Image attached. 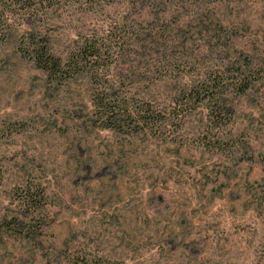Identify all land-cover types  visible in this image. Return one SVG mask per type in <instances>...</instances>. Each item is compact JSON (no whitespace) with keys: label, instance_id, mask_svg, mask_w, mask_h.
<instances>
[{"label":"rangeland","instance_id":"374dc122","mask_svg":"<svg viewBox=\"0 0 264 264\" xmlns=\"http://www.w3.org/2000/svg\"><path fill=\"white\" fill-rule=\"evenodd\" d=\"M24 11L0 38V264H264V84L234 79L264 49V2L219 5L220 41L172 20L152 51L164 13L135 1ZM33 36L64 60L86 39L100 56L50 78ZM205 78L229 90L222 112L187 91Z\"/></svg>","mask_w":264,"mask_h":264},{"label":"trees","instance_id":"16d2710c","mask_svg":"<svg viewBox=\"0 0 264 264\" xmlns=\"http://www.w3.org/2000/svg\"><path fill=\"white\" fill-rule=\"evenodd\" d=\"M43 0H0V38L6 34L7 30L10 28L11 14L21 7L24 9V13L36 10L37 6L41 4ZM128 2H138L142 8L143 12L150 13L154 11H162L164 15H159L155 19L158 25H164L166 28L162 30L161 34L158 36L157 32L148 33L143 39V46L147 50L152 51L156 46L168 45V41L171 40V35L169 31L170 21L173 20V26L175 28L190 27L193 29H200L203 33H206V38L208 41L210 39L220 41L225 38L223 33H220L221 28L224 25V21L217 13L216 9L219 5L233 4V3H257L264 2V0H124ZM173 12H176L172 16ZM183 13V14H182ZM170 16V17H169ZM214 30H217L216 34H213ZM169 32V33H168ZM204 34V33H203ZM164 37V42L159 43L160 39ZM32 38V37H31ZM30 38V57L37 67L47 74L50 78H57L65 75L68 70L75 68L79 64L87 61L96 59L100 56V46L88 42V39L80 45L75 52H71L66 60L62 56L57 55L52 50L49 40H34V36ZM164 47V46H163ZM253 55H245L239 62H237L236 76L239 82L238 86L241 88V92H245L249 88H253L258 84H264V49L260 48L254 52ZM201 81V82H200ZM207 79L199 80V84H192L190 86L186 85L187 91L191 94L197 92L199 95L200 91L197 87H201L207 93L201 96L199 101H203L208 98L209 108L216 112L217 110L222 112L220 108L222 105L225 106L227 99L224 98L227 94L226 86L224 83L221 88L215 92L209 90L211 86L202 87ZM237 84V83H236ZM189 88V89H188ZM235 88V87H234ZM204 91V92H205ZM95 101L96 106H98L100 113L106 121L115 120L116 106L112 105V101L103 98H97ZM114 124H107L105 128H114ZM13 226V225H12ZM20 232L22 230L20 229ZM73 258V257H72ZM67 262V264H72V259ZM77 264H92L88 258L83 259ZM101 264V263H94Z\"/></svg>","mask_w":264,"mask_h":264}]
</instances>
